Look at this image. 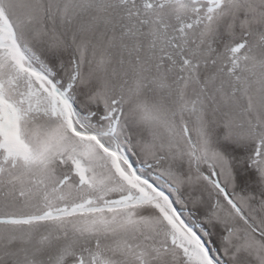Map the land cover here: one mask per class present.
<instances>
[{
  "label": "snow or ice",
  "instance_id": "snow-or-ice-1",
  "mask_svg": "<svg viewBox=\"0 0 264 264\" xmlns=\"http://www.w3.org/2000/svg\"><path fill=\"white\" fill-rule=\"evenodd\" d=\"M0 264H264V0H0Z\"/></svg>",
  "mask_w": 264,
  "mask_h": 264
}]
</instances>
